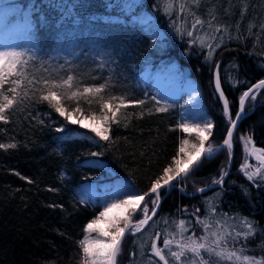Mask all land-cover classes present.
I'll use <instances>...</instances> for the list:
<instances>
[{"label": "trees", "instance_id": "obj_1", "mask_svg": "<svg viewBox=\"0 0 264 264\" xmlns=\"http://www.w3.org/2000/svg\"><path fill=\"white\" fill-rule=\"evenodd\" d=\"M12 1L19 3L22 10L29 8L30 47L37 49L44 68L54 75L73 74L89 86L107 79L112 86L111 95L146 101L142 106L121 108L117 113L119 123L111 124L110 142L98 137L94 141L85 139L82 133L86 130L72 131L78 126L66 124L63 117L39 100L17 106L10 111L7 124L0 122V143L17 144L15 149L0 150V264H80L78 241L85 234L86 224L101 211L99 204L79 195L84 182L95 178L103 188L102 181L110 183L118 178L141 193L147 192L177 155L180 141H197L195 132L184 133L177 127L182 123L178 101L156 94L140 80L147 58L151 57L154 64L161 57L174 59L196 81L204 112L214 125L205 146H216L229 121L221 113L214 71L219 64L222 88L234 117L243 90L264 78V30L260 29L264 23V0H201L199 9H194L197 16L206 20L212 12L217 17L215 25L227 26V31L215 33L222 41L209 59L207 47L201 48L199 42L188 43L191 38L186 32L191 30L192 18L186 17L187 23L181 25L180 16L165 13L166 0ZM245 5L247 10L241 18ZM143 11L163 32L166 43L161 52L148 31L130 21L132 15ZM178 27L180 32L176 31ZM205 32L212 34L207 25L204 29L198 26L195 35L207 40ZM209 42L214 45L217 41ZM34 63L39 68L40 61ZM233 65L238 66V71ZM229 76L240 83L234 85ZM153 96L155 100L151 99ZM65 106L71 110L75 105L65 102ZM161 106L168 110H155ZM80 107L83 116L101 113L96 100L91 106L81 100ZM246 109L247 115L234 131L232 163L224 183L203 193L187 194L219 178L228 163L230 151L226 147L213 158L203 160L202 166L185 179L182 191L176 187L166 193L156 215L141 232L126 234L118 264H134L140 255L144 264L149 256V264H163L151 253L150 244L159 232L158 244L162 246L165 233L177 231L175 222L181 219L188 222L186 236L193 231L202 235L197 217L208 218L209 223L223 217L232 225L237 224L238 218L248 217L264 228V183L259 177L255 182L248 181L240 170L244 159L241 135H251L255 145L264 147V90L256 94L254 101L246 102ZM61 127L65 131H58ZM91 158L103 160L112 174L96 177L99 169L86 164ZM108 183L105 187L110 186ZM146 201L150 212L151 202L147 197ZM210 207H215L216 213L210 214ZM140 218L137 209L132 219ZM262 242L264 235L258 234L255 239L237 242L235 247L243 244L248 249L245 254L259 259L264 257Z\"/></svg>", "mask_w": 264, "mask_h": 264}, {"label": "snow or ice", "instance_id": "obj_2", "mask_svg": "<svg viewBox=\"0 0 264 264\" xmlns=\"http://www.w3.org/2000/svg\"><path fill=\"white\" fill-rule=\"evenodd\" d=\"M200 5L201 0H166L164 11L169 16H172L173 13L180 16L181 25L187 23L186 17L192 18L191 30L186 32V35L191 38L188 43L195 45L199 42L201 48L207 47L206 59H209L212 57L215 48L220 47V41H222V37L218 39L215 33L221 32L222 29L227 31V26L215 25L214 22L217 17L212 12H209L206 20L197 16L194 9H199ZM246 10L247 6L245 5L242 9L241 18H243V13ZM172 23L175 25L176 21L173 20ZM205 25L209 30H212V34L205 32V36L208 37L207 40L204 36L195 35L198 26L200 29H204ZM260 29L264 30V23L260 25ZM176 31L180 32L181 30L178 27ZM249 31H251V25ZM184 34L181 32V35ZM156 35L159 39L158 34ZM229 38L231 39V37ZM210 40L217 42L213 45L209 42ZM153 43L155 44L156 41ZM36 53L37 49L34 47L0 48V122L3 124L9 122V113L14 108L33 100H39L46 102L50 109L63 117L66 124L78 126L72 131L86 130L82 133L85 139L94 141L98 137L99 140L110 142L111 124L119 123L117 113L120 112L121 108H126L129 105L142 106L146 102L143 99H128L126 96L111 95L112 86L107 79L99 85L89 86L84 85L77 76L70 73L65 76L54 75L52 71L43 67L45 62ZM38 60L40 61L39 68L34 63ZM232 67L238 71L237 65ZM40 69H43L42 73ZM228 79L234 85L240 83L234 77L229 76ZM214 83L219 97L223 98V112L229 121V128L222 145L208 144L205 146L214 126L211 120L198 117L196 119L202 120V123L190 125L188 122H182L178 124L177 127L184 133L190 134L195 131L197 142L189 143L187 139L180 141L177 155L163 169V174L153 181L148 192L141 193L129 185L125 190L114 193V198L102 205L103 210L86 224L84 229L86 234L78 241L82 252L80 264H118L126 234L134 235L141 232L156 215L161 200V189H173L182 186L188 175L202 166L203 160L213 158L218 151L225 147L229 151L234 147L233 136L238 127V121L247 115L246 102L254 101L256 94L264 90V78L255 84H251L242 92L238 100L235 119L232 117L229 100L225 97L222 88L219 64L216 65L214 71ZM151 99L155 100V96ZM81 100L89 106L93 100H96L101 107V115L97 116L92 113L90 117L83 116V110L80 107ZM115 101H119V104ZM65 102L74 103L75 106L69 110L65 106ZM155 110L166 112L168 109L161 106ZM142 115L143 113H141ZM89 119L92 121L91 123L87 122ZM40 123L43 124V121L41 120ZM58 131L63 132L65 128L61 127ZM90 134H94V136ZM96 142L98 143V141ZM241 142L246 153L245 162L241 165V172L250 182H255L256 178L259 177L260 181L264 183V148L256 147L251 135L241 136ZM16 147V143H0V150L6 151ZM90 155L100 156L102 153H91ZM250 157H254L260 165L254 170H249L248 159ZM86 164L99 166V161H86ZM227 174V171L222 169L221 175L213 180V184H223ZM24 179L28 178L24 177ZM51 190L57 191V189ZM181 190H183L182 187ZM197 191L203 193L205 188H199ZM146 197L152 205L151 214H149ZM50 206L57 207V205ZM137 209H139L142 218L134 221L132 214ZM209 211L210 214H214L216 208L210 207ZM228 219L232 218L229 217ZM100 220H107L110 230L105 231L98 227L97 223ZM197 222L202 225V235L197 236L193 231L191 235L186 236L188 222L181 219L175 222L177 231L165 233L162 246L158 244L161 234L157 232L150 244L151 253L163 264H264V257L258 259L245 254L248 249L243 244L239 248L235 247L237 242L255 239L258 234L264 235V228H259L250 218L240 217L236 225L229 224L223 217L216 220L215 223H209L208 218L201 220L197 217ZM164 223L167 224L166 219ZM237 227L240 230H235ZM92 233H97V236L93 237ZM173 245L175 250H173ZM138 247L142 249L144 246L139 245ZM260 248L264 250V242L261 243ZM132 255H136V253ZM148 259L152 261L151 256Z\"/></svg>", "mask_w": 264, "mask_h": 264}, {"label": "rangeland", "instance_id": "obj_3", "mask_svg": "<svg viewBox=\"0 0 264 264\" xmlns=\"http://www.w3.org/2000/svg\"><path fill=\"white\" fill-rule=\"evenodd\" d=\"M28 13L29 8H24L22 10L20 4L17 2H13L12 0H0V48L31 46ZM112 18L114 19L116 17ZM130 21L132 23L141 24L148 31L149 35H151L153 41H156L155 44L157 45L159 52H161L166 41L163 39L162 30L152 16L143 11L132 15ZM156 34H158L159 39ZM150 59L151 57L147 58L146 65L140 72V80L144 84H149L156 94L177 100L180 105L182 122H188L190 125L202 123V120L196 119L198 117L211 120L210 116L204 112L200 98V91L196 81L181 69L178 62L174 59L161 57L154 64ZM96 115L99 116L101 113ZM87 122L91 123L92 121L89 119ZM188 141L189 143L197 142L192 139H189ZM256 147L261 148L259 146ZM242 149L244 150V163L246 153L243 145ZM252 158L248 159V164L250 166L249 170H254L260 166L255 163V160ZM88 161H99V166H96L99 169L96 177L102 178L112 174V170H110L103 160L91 158ZM107 183L108 182L106 181H102L100 185L103 188H100L95 178L90 179L84 182V184L78 189L79 195L99 204L102 211V205L105 202L111 201L114 198V193L125 190L129 186L118 178H113V180L108 183L110 186L105 187ZM97 226L105 231L110 230V225L107 220L98 221ZM91 235L95 237L97 236V233H92ZM149 263V259H146V264ZM134 264H144V258L141 255L138 256L134 261Z\"/></svg>", "mask_w": 264, "mask_h": 264}, {"label": "water", "instance_id": "obj_4", "mask_svg": "<svg viewBox=\"0 0 264 264\" xmlns=\"http://www.w3.org/2000/svg\"><path fill=\"white\" fill-rule=\"evenodd\" d=\"M260 79H262V78H260ZM260 79H258V80H256L255 82H253V83H251V84H255V83H257ZM250 84V85H251ZM250 85H248L243 91H245ZM214 89H215V93H216V95H217V97H218V100H219V102H220V104H221V107H222V111H221V113L225 116V114H224V112H223V98H221V97H219V94H218V92H217V90H216V88H215V83H214ZM242 94V93H241ZM225 97H226V95H225ZM239 100V99H238ZM237 110H238V105H237ZM236 113H237V111H236ZM236 113H235V115H234V119H235V117H236ZM238 123H239V121H238ZM228 128H229V125H228V127H227V130H226V132H225V134H224V136H223V138L221 139V141L217 144V145H222V142H223V140L226 138V133H227V131H228ZM232 152H233V148L230 150V154H229V157H228V163H227V166H226V169H225V171H227V173L229 172V170H230V167H231V163H232ZM226 177V176H225ZM225 177H224V179H225ZM216 186H220V185H216V184H213V183H210V184H207V185H204V186H201L200 188H205V191L206 190H208V189H210V188H213V187H216ZM177 188H179L180 190H181V186H178ZM199 189V188H198ZM171 189H164V191H163V193L161 194V199H162V197L166 194V193H168L169 191H170ZM149 191V190H148ZM147 191V192H148ZM182 191V190H181ZM195 192H199V191H197V189L194 191V192H190V193H187V194H194ZM186 193V192H185ZM161 201V200H160ZM160 204V203H159ZM134 214V213H133ZM133 214H132V217H133ZM149 214H151V211L149 212Z\"/></svg>", "mask_w": 264, "mask_h": 264}, {"label": "flooded vegetation", "instance_id": "obj_5", "mask_svg": "<svg viewBox=\"0 0 264 264\" xmlns=\"http://www.w3.org/2000/svg\"><path fill=\"white\" fill-rule=\"evenodd\" d=\"M256 146H259V147H261V148H264L263 146H260V145H256ZM251 158H252V157H250V159H251ZM252 159L255 160L254 157H253ZM255 163L259 164L256 160H255Z\"/></svg>", "mask_w": 264, "mask_h": 264}]
</instances>
